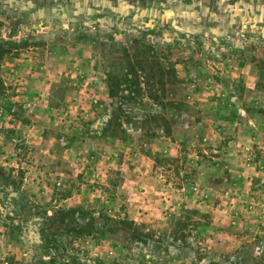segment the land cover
Returning a JSON list of instances; mask_svg holds the SVG:
<instances>
[{"label": "rangeland", "instance_id": "rangeland-1", "mask_svg": "<svg viewBox=\"0 0 264 264\" xmlns=\"http://www.w3.org/2000/svg\"><path fill=\"white\" fill-rule=\"evenodd\" d=\"M0 264H264V0H0Z\"/></svg>", "mask_w": 264, "mask_h": 264}, {"label": "trees", "instance_id": "trees-1", "mask_svg": "<svg viewBox=\"0 0 264 264\" xmlns=\"http://www.w3.org/2000/svg\"><path fill=\"white\" fill-rule=\"evenodd\" d=\"M132 74V73H131ZM110 82H112L113 83V85H109L108 86V89H109V94H110V96H114L116 93H117V91H120L121 90V86H122V84H129V85H127V89L132 93V94H134L135 96H138L139 95V89L136 87V85L135 84H130L129 83V81H128V79H125L124 81H123V83H122V79H118L117 77H112L111 78V80H110ZM151 96V95H150ZM149 98H151V99H153V100H155L156 98L155 97H149ZM141 100V99H140Z\"/></svg>", "mask_w": 264, "mask_h": 264}]
</instances>
